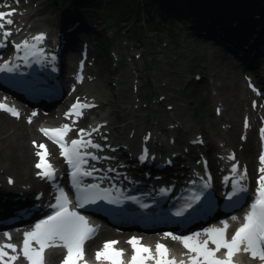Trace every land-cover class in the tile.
I'll list each match as a JSON object with an SVG mask.
<instances>
[{"label": "rangeland", "instance_id": "1", "mask_svg": "<svg viewBox=\"0 0 264 264\" xmlns=\"http://www.w3.org/2000/svg\"><path fill=\"white\" fill-rule=\"evenodd\" d=\"M25 1L23 0V2ZM37 1L42 2V7L46 9V15H50L49 11L57 8L58 3L67 2V0ZM121 5L120 1L114 3L113 0L109 2L98 0L95 12L94 10L85 11L95 17L97 24L100 22V27L97 26L100 28V32L97 34L96 42L93 40L95 38L90 37L94 41L93 52L98 53V59L95 65L91 67V70L96 72L97 78L95 81L87 82L91 92H84L85 85L79 89L81 94L88 96L98 94L99 96H92L99 100L100 105L91 112L90 117L99 118L101 115L107 114L108 117L117 122V132L121 136L128 137L130 135V138H132V134L137 131L139 125L142 127L147 126L150 124L148 122L153 120L150 118V121L145 120L136 125L139 117L146 118L143 114L151 111L149 107L151 102L155 99L153 104H156L159 101V96L169 93L173 96L166 99V95L163 100L159 101L160 105L156 108L157 111L153 112L156 115L154 120L164 119L163 124L165 127L170 125L169 122L178 120L190 127L187 132L185 129L178 131L177 135L182 141L194 132H202L212 145L219 147L221 142L219 143L218 139H215L214 131L216 135H220L222 126H232L234 123L238 125L240 119V115H238L236 122H234L232 118L227 120L222 117L224 112L220 115L214 112L216 102L212 95L215 94L220 97L223 95L224 87H233V82L228 76H214L211 74V72L218 74L223 62L220 60L227 58L222 54L220 56V52L216 50L217 46H210L203 40L199 41L189 37V33H186V31H190L191 28L184 21L179 20V24L170 21L166 24L164 22L159 23L154 17L152 24H149L142 17L139 18L141 13L138 16L130 15L132 11L136 10H133V7H130L128 15L123 13ZM210 9L209 5H205L204 10L209 11ZM258 10L259 6L254 4L247 8L223 9L222 14L223 19L228 21L233 16L238 17L240 20H247L248 15L251 19H254L252 15ZM135 17H138L137 24L131 26V22ZM129 25L131 32L126 33ZM248 35L250 34H244L243 41ZM115 57L118 60L116 62ZM195 73H201L203 76L198 82L193 80ZM189 80L191 82L187 84L186 81ZM166 81L170 82L169 86L164 87L165 85H161ZM136 83L139 84L138 91L141 95V97H136L143 99L141 105H134L135 97L130 95V97H127V92L130 93L133 90L132 86ZM170 86H180L182 89L178 91L179 87H177L178 90L172 92ZM123 88H125V93L122 95L120 91L124 90ZM99 90H105V94L97 93ZM233 96L230 94L227 97L230 104ZM128 102L132 104L130 108L121 106H128ZM176 103L180 104L177 107L184 108L183 115H180L176 108H167L172 104L175 106ZM135 106H140V109L135 110ZM134 111L140 112L142 115H135L129 120L125 118L127 113ZM128 122L130 125L123 132V125ZM229 133L232 135L231 138L226 134L225 139L229 137L230 140H233L232 138L237 140L238 131L231 129ZM31 139L34 138L29 136L26 139L28 145L31 144ZM228 144L229 141H226V145ZM236 144H239L238 141ZM2 148L0 146V178L5 177L7 173L12 175L16 173L10 158L3 155ZM15 178L18 177L15 176ZM20 184L30 185L31 182L25 178Z\"/></svg>", "mask_w": 264, "mask_h": 264}, {"label": "bare ground", "instance_id": "2", "mask_svg": "<svg viewBox=\"0 0 264 264\" xmlns=\"http://www.w3.org/2000/svg\"><path fill=\"white\" fill-rule=\"evenodd\" d=\"M155 2V1H153ZM190 8H188L189 10ZM74 11L73 8H61V10L57 11V10H52L50 12V17L47 16L45 14L46 9H44L42 7V2L39 1V3L35 2L33 3V7L31 10L30 14L27 13H23L21 16V21H26V23H30V24H39V22H46V26L51 28V27H59L61 22H65L68 20V18L70 17V14ZM152 15H148L146 16L144 21H147L151 18ZM18 19V18H17ZM16 19V20H17ZM202 20L208 21L209 17L208 16H203L202 18H200ZM50 22V23H48ZM261 25V24H260ZM40 28V27H38ZM37 29V28H36ZM41 29V28H40ZM34 30V29H32ZM56 31L55 30V35H56ZM260 31H256L255 37L250 41V45L253 47L255 52V55L249 60V65L250 66H255L258 67V64L260 63L261 59L263 58L264 60V44H261V40H260ZM69 63L66 62V65H69L71 62V58L68 59ZM218 61V59H217ZM219 62V61H218ZM126 73V72H125ZM240 69L239 67L233 63V61L231 59H225L222 62V68H220L218 74H216V72H213V75H219V76H223L226 77L228 76L231 81L233 82V87H224V91H223V95L215 98L216 100H219L221 104H217V105H222L223 108L225 109V113L228 115L229 118H232V120H234V122H236V118L238 115L242 114V112H248L250 115H253V111H251V109H249L248 107V95L247 92L245 90H243L241 88V81H240ZM129 75V74H127ZM85 84V83H84ZM169 82L167 81L166 83H164L163 85L169 86ZM88 87V86H86ZM85 87V89H87ZM163 87V89H164ZM124 90H121L120 93L123 95L125 93V88H123ZM171 91H177V87L173 88L170 87ZM99 94L103 95V93L105 94V90H99L98 91ZM234 95L232 102L230 104V101H228V95ZM52 95V94H51ZM51 95H48L46 97H43L41 99V101L39 102V104L37 105V107H41L42 103H44L45 101H47ZM135 96L134 93H128L127 92V97L130 96ZM172 95L168 94V98H171ZM94 101H96V99H94ZM140 101V100H139ZM47 103H44L43 106H46ZM179 106L178 103L175 104V108L176 110L180 113V115L184 114V108L183 107H177ZM150 108L155 109V104H152L150 106ZM135 115H142L140 112H132V113H127L125 115V118H128V120L132 117H134ZM145 115V114H143ZM243 115V114H242ZM108 119L106 117H101L98 119H94V122H92V125L90 127H92L93 125H96L98 121H107ZM150 121L149 117L146 118H142L139 117L137 124L139 125L142 121ZM164 120V119H163ZM36 123L34 122L32 124H27L24 121H15L14 118L8 116L5 113L0 112V127H2V129H0V146L3 147V155L6 157L10 158V161L13 163V169L16 171V175L17 176H21L23 177L24 175H26L28 178H30L31 180H34L35 178H31V172H32V158H33V147H31L30 145H28V143L26 142V139L29 138V136L33 137L34 139L38 138V131L36 129ZM128 124H124L123 128L126 129L128 128ZM89 127V128H90ZM111 124L110 121L108 120V124L103 126L101 128V132L103 135H110L111 134ZM87 129V127H86ZM240 128L238 127V125L236 123H234L233 125V131L237 130ZM88 130V129H87ZM175 130V129H172ZM170 131V135H172L173 131ZM188 131V127L187 130ZM135 132V131H134ZM136 133H149L148 137H151V139L149 140L148 143H144L143 145L146 146L147 149V153L149 154H157L160 153L161 155H166L167 152L171 153V152H176V156L173 159H176V166L180 167L181 163L184 161L183 156L184 155H192V154H196L199 155V151L196 149H200L202 148L201 145H197L195 144V142H197L196 140L193 139H187V140H181L179 138V136L177 135L174 141H169L168 138H166V140H162L161 138L158 139L159 137H163L166 134V137H171L169 134H167L168 132L162 127V123L160 122H154L151 121L149 125L142 127L141 125L138 126ZM222 134H224L222 132ZM195 135V134H194ZM192 135V136H194ZM216 135L215 131H214V136ZM218 137H223L222 135H217ZM158 137V138H157ZM174 137V136H173ZM127 139V138H125ZM138 139V135L135 136L134 140ZM173 139V138H172ZM256 136H253L251 134V131H247V135H246V144L244 145V147L240 150H236L239 158L241 161H243L244 163H246L248 165V168L251 169L254 165H255V160L252 157V148H254V142H255ZM132 142L134 143L133 140L131 139H127L124 140V142H122L123 144H129L130 148H134V146L132 145ZM117 144V143H116ZM119 144V142H118ZM206 147L207 144H210L211 147H213V149H215L216 151H218V146L215 147L214 145L211 144V142L209 141V139L207 140L206 143H204ZM229 146L227 149L229 148H237V144L234 140H231L229 142ZM227 150H225L224 152H226ZM208 155V154H207ZM114 158L117 159H121L122 161L125 162V164L128 165H139V167H141L142 169L145 168H149L148 166H146L144 163L142 164H136L134 163V161L132 160L131 156L128 155L127 151H121L120 153H115L113 155ZM178 158V159H177ZM157 167H159L157 165ZM167 168V169H166ZM152 169V168H151ZM159 170L161 168H158ZM164 170V175L166 174L169 177H177L178 173L176 176H173L171 174V172H168V166H165L163 168ZM153 171V170H152ZM154 173H157L155 171H153ZM244 185H248V183H244ZM26 189L27 191L31 190L30 188ZM16 191H20L18 189H16ZM233 192H228L226 194V198L229 196V194H234L237 190H232ZM245 193L248 194L249 191L247 189H245ZM155 200L153 201V203L156 202V195L154 196ZM239 197V195H238ZM247 197H249V195H247ZM245 197L243 198V203H242V207L241 209L244 207L246 201L249 202V199ZM228 201H235V200H228ZM101 207V206H100ZM185 222H189L190 226H192L193 228H197V224L198 222H193L191 220H186ZM177 224H172V226H176ZM190 230V231H191ZM152 232H154L153 230H151ZM160 231L157 230V232L154 233H159ZM55 252V251H54ZM52 255V254H51Z\"/></svg>", "mask_w": 264, "mask_h": 264}, {"label": "trees", "instance_id": "3", "mask_svg": "<svg viewBox=\"0 0 264 264\" xmlns=\"http://www.w3.org/2000/svg\"><path fill=\"white\" fill-rule=\"evenodd\" d=\"M115 1L116 2L120 1L123 9H126V7L128 8V7L132 6L133 4L131 5V3H134V0H115ZM143 1H144L143 4H145L144 9H146L147 11L151 8V5H153L154 3H156V2H158L159 4L163 3L162 0H143ZM153 1H155V2H153ZM141 8L137 7L138 10H141Z\"/></svg>", "mask_w": 264, "mask_h": 264}]
</instances>
